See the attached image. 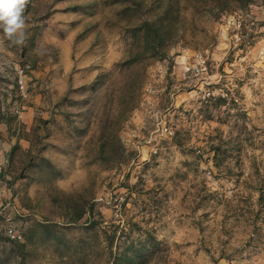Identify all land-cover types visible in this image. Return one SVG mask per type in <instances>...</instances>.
<instances>
[{"label":"rangeland","instance_id":"1","mask_svg":"<svg viewBox=\"0 0 264 264\" xmlns=\"http://www.w3.org/2000/svg\"><path fill=\"white\" fill-rule=\"evenodd\" d=\"M25 16L0 49V212L24 241L0 264H264V0Z\"/></svg>","mask_w":264,"mask_h":264},{"label":"clouds","instance_id":"2","mask_svg":"<svg viewBox=\"0 0 264 264\" xmlns=\"http://www.w3.org/2000/svg\"><path fill=\"white\" fill-rule=\"evenodd\" d=\"M29 0H0V49L23 47L28 39L25 10ZM43 55L42 46L35 49Z\"/></svg>","mask_w":264,"mask_h":264},{"label":"built area","instance_id":"3","mask_svg":"<svg viewBox=\"0 0 264 264\" xmlns=\"http://www.w3.org/2000/svg\"><path fill=\"white\" fill-rule=\"evenodd\" d=\"M20 89L23 90V81H20ZM7 172V160L6 153L0 144V184L6 177ZM4 211V210H3ZM3 215V216H2ZM0 216L3 218V223L0 226V247L4 244V239L10 243H22L24 241V235L20 232L11 217H6L0 212Z\"/></svg>","mask_w":264,"mask_h":264}]
</instances>
